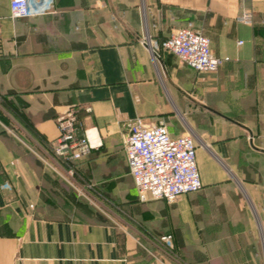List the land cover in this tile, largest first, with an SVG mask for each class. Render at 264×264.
I'll return each mask as SVG.
<instances>
[{"label": "crops", "instance_id": "obj_1", "mask_svg": "<svg viewBox=\"0 0 264 264\" xmlns=\"http://www.w3.org/2000/svg\"><path fill=\"white\" fill-rule=\"evenodd\" d=\"M243 10L253 25L238 22ZM189 22L230 58L218 72L140 43ZM71 111L102 142L79 176L123 192L107 198L123 225L70 213L75 200L46 167ZM137 117L173 137L188 123L200 192L138 200L124 150ZM0 264H264V0H54L24 19L0 0Z\"/></svg>", "mask_w": 264, "mask_h": 264}, {"label": "built area", "instance_id": "obj_2", "mask_svg": "<svg viewBox=\"0 0 264 264\" xmlns=\"http://www.w3.org/2000/svg\"><path fill=\"white\" fill-rule=\"evenodd\" d=\"M53 3L54 0H9L10 14L13 19L42 16L49 12ZM237 20L244 25H253L254 12L243 10ZM140 43L150 47L154 55L170 54L198 73H216L230 61L229 57L213 54L209 38L194 22L172 30L161 42L154 41L147 31ZM77 113L71 111L57 119L60 136L54 146V155L58 160L56 164L69 178L76 175L72 162L84 159L102 146L101 140L97 136L93 138L90 130L78 136ZM126 126L124 150L140 202L164 200L173 204L183 195L202 190L198 140L192 129L173 137L164 122L148 125L142 117L128 121ZM6 187L10 189L8 185ZM161 241L171 247L173 237L166 235Z\"/></svg>", "mask_w": 264, "mask_h": 264}, {"label": "rangeland", "instance_id": "obj_3", "mask_svg": "<svg viewBox=\"0 0 264 264\" xmlns=\"http://www.w3.org/2000/svg\"><path fill=\"white\" fill-rule=\"evenodd\" d=\"M181 121L185 125L187 131L190 126L182 118ZM45 164L54 179L61 182L63 187L68 190L67 192H69V195L72 194L75 196V204L66 205V209L69 210L70 213L88 214V212L92 211L100 212L104 214L112 223L119 225H123V223H125V220L123 221V217L121 216V210L124 209L121 206L117 208L111 205L109 200H107V198H110L113 200L115 199V201H119L122 199L121 197H123V192L120 190L116 192V190H114V186L110 190L101 191L96 187L94 181L90 178L84 179L82 176L77 174L72 178H69L57 164L49 160H45Z\"/></svg>", "mask_w": 264, "mask_h": 264}, {"label": "trees", "instance_id": "obj_4", "mask_svg": "<svg viewBox=\"0 0 264 264\" xmlns=\"http://www.w3.org/2000/svg\"><path fill=\"white\" fill-rule=\"evenodd\" d=\"M77 133H78V136L79 137H81V136L84 135V130L82 129L81 123H79V120L78 119H77ZM78 162L79 161L72 162V164H71L73 166V168L75 169L77 175H79V173H80L79 170H78L79 169L78 168V166H79V163ZM39 165L41 167H43L42 166V163H40V162H39ZM56 183L58 184L57 185L58 188H60V189L63 188V185L61 184V182L57 181ZM70 197L75 200V196H73L72 194H70ZM95 216H96L97 221H99V222H103V223L108 222L107 218H105V216L102 215L100 212H97Z\"/></svg>", "mask_w": 264, "mask_h": 264}]
</instances>
